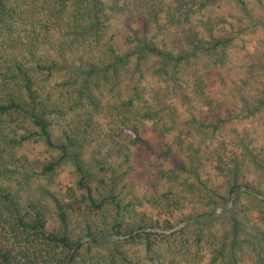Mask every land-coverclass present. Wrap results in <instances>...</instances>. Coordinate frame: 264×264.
Returning a JSON list of instances; mask_svg holds the SVG:
<instances>
[{
	"label": "rangeland",
	"instance_id": "1",
	"mask_svg": "<svg viewBox=\"0 0 264 264\" xmlns=\"http://www.w3.org/2000/svg\"><path fill=\"white\" fill-rule=\"evenodd\" d=\"M70 1L63 4L66 6L63 10L70 9ZM103 1L108 7L114 1L122 5L125 0ZM157 1L162 4L159 6L160 27L156 42L165 38L169 49L186 48L185 37L190 24L180 26L166 19L168 9L174 7L176 0ZM243 1L245 7L236 0H215L206 7L196 5L191 8L188 23L195 27L193 32H199L206 39L217 37L231 42L208 56L190 55L182 61L179 65L183 74L181 80L185 84L201 81L205 87L204 98L194 97L189 89L178 90L167 102L170 111L164 113V120L170 124L165 140L171 144L175 137L182 136L184 143L180 146L179 158L186 156L187 162L190 156L197 159L194 172L200 175L205 188L198 184L192 173L179 172L168 161L137 151L129 144L116 120L120 113L127 115L131 88L136 86L138 92L150 101L153 92L163 87L170 65L153 56L140 60L132 58L119 84L112 83V78L105 83L95 75L86 77L91 81L87 84L86 75L71 70H55L50 76L37 75L39 95L58 105L64 113V118L54 120L52 124L56 143L63 141V130L74 129L73 119L78 113L88 111L97 124L96 127L90 124L87 134L78 138V145L69 148L70 154H78L90 174L87 182L96 203L109 199L113 193L122 205H129L160 223L169 221L173 226L169 231H156L158 235L153 239V248L160 255L159 260L148 258L136 243L125 242L128 237L125 236L97 245L84 243L77 264H126L122 261L124 258L139 259L138 264H212V248L205 239L197 242L198 227L188 226L185 222L190 214L215 209L219 218L214 227L216 236L219 238L229 230L225 224L227 213L224 214L227 206L221 202L207 205V189L225 196L230 185L228 182L233 178L249 182L264 193V105L251 114L244 111L246 106L255 105L264 92V0ZM61 3L64 0H25L18 15L22 20L14 17L11 32L3 30L5 41L9 36L17 38L20 35L25 42V36L31 35L38 44L39 54L49 53L52 57L65 54L78 65H88V59L93 57L98 61V58H110L112 53L126 52L122 42L126 11L111 12L108 14L110 20L97 25L96 33L77 40L68 34L67 28H42L43 24L52 23L53 18L42 12L41 6ZM208 22L212 26L211 32L202 29V24ZM186 50L190 51V48ZM71 54L76 58H71ZM40 60L47 62L44 56H40ZM27 66L34 68L35 64L29 61ZM131 73L133 84L128 81ZM84 95L91 96L92 104L84 100ZM80 103L84 106H78ZM132 103L134 106L138 104L136 100ZM219 117L228 120L216 134L198 129L197 122L216 123ZM3 121L6 128L14 129L18 135L24 132L22 127L31 128L25 114L4 116ZM81 123H87L83 116ZM151 126L152 123H146L144 136L157 143L158 136ZM4 132L12 136L9 130ZM3 148L1 141V155H5ZM215 149L222 154V163L218 162L213 152ZM12 152L15 158L26 157L33 164L29 168L22 167V162H0V235L9 238L10 242L22 241L24 244L32 240L29 245L43 247L32 237L14 239L19 232L14 227V213L5 208L4 200L15 203L21 216L32 215V208L40 210L45 218V232L49 233L58 227L49 193H59L58 198L78 214L80 209L88 212L81 199L85 192L77 187V174L71 159L61 164L52 175L40 173L42 167L35 163L60 155L59 150L47 148L43 141H27ZM123 153L129 154L127 161ZM253 159L258 161L257 165ZM229 169L235 172L230 174ZM69 190L74 197L67 195ZM236 207L238 215L249 214L264 229V221L260 219L264 218V210L258 209L254 199L242 195ZM101 208L93 211L92 220L110 223L115 217L112 203L107 200ZM237 209H233L234 213ZM248 209L253 212L248 213ZM253 261L254 258L243 264H253Z\"/></svg>",
	"mask_w": 264,
	"mask_h": 264
},
{
	"label": "trees",
	"instance_id": "2",
	"mask_svg": "<svg viewBox=\"0 0 264 264\" xmlns=\"http://www.w3.org/2000/svg\"><path fill=\"white\" fill-rule=\"evenodd\" d=\"M70 0H64L60 5L41 6L42 12L52 17V23H45L42 28L56 30L58 28H67L69 35L75 39L88 37L91 33H96L97 25L110 20L108 14L116 11L124 13L122 37L123 46L127 50L124 53H112L110 58L99 59L96 57L88 59V65H78L71 61L69 56L58 55L52 57L49 53L39 54L38 44L31 36H25V42L21 36L17 38L9 36L5 41L3 30L11 32V26H14V17L19 19L20 8L25 0H0V142L4 144L3 153L0 154V162L6 160L22 162V167L32 168L33 162H29L26 157L15 158L12 152L16 147L30 140H41L49 149L60 151L58 157H53L46 162L35 163L42 167L43 175H52L56 169L67 159H71L77 174V187L83 190L82 204L85 205L86 211L79 210L76 214L71 211L72 207L58 198L59 193H49L51 197L56 216L58 227L52 232H45V218L40 210L32 208V215L21 216L20 209L10 200H4L5 208L14 213V227L19 232L14 239L21 237H32L40 242L43 247H34L32 240H27L24 244L22 241L10 242L9 238L0 235V264H77V258L84 243L97 245L114 237L128 236L125 242L132 241L141 246L144 253L151 260H159L160 255L154 250V237L157 236V230L169 231L173 228L169 221L160 223L159 220L148 217L143 213L136 212L135 209L124 206L111 193L109 199L96 203L92 195V190L88 185L89 172L83 167L78 154H70L69 148L75 147L79 143V137L85 136L91 129L90 124L97 126L93 121L91 113L88 111L78 113L74 129L62 131L63 141L56 143L54 140V129L52 124L54 120L64 118L63 111L58 105L46 99H43L38 93L39 83L37 75L44 74L50 76L52 71L64 70L74 71L81 76L90 78L95 75L105 83L112 78V83L119 84L120 78L124 75V69L131 62L132 58L140 60L145 56H153L160 59L166 65H170V70L166 74L164 85L158 91H154L150 101L138 92L137 87L131 88V99L127 103V115L120 113L116 115V120L121 131L129 139V144L146 154L154 155L168 161L175 170L183 173H192L200 186L205 188L204 181L196 170L195 163L197 159L194 156L179 158L180 146L184 143L181 135L174 138L173 143L169 144L165 140L166 135L170 132V124L164 120L165 111H170L167 104L178 90L189 89L191 94L196 98H204V86L201 81L195 83H186L181 80L182 70L180 64L190 55L202 54L210 55L216 49H223L226 44L231 42L230 39H219L217 37L203 38L199 32H193L195 27L188 23L189 12L193 6L199 8L206 7L215 0H176L174 7L168 9L167 20L172 23H178L180 26L190 24L187 29L188 35L185 37L186 48L169 49L165 38L155 40L159 33V16L161 10L160 3L157 0H125L122 5L118 1L111 2L108 7L103 0H72L70 1L68 11L65 4ZM84 1V4L81 2ZM238 4L245 7L243 0H236ZM59 6L60 8H56ZM33 15V13H31ZM66 17H63L64 15ZM202 29L211 32V23H203ZM9 40V42H7ZM190 48V51L186 50ZM40 56H44L47 62H42ZM74 57L73 54L70 55ZM31 59V60H28ZM34 62L35 66L28 67L27 62ZM133 74L131 73L128 81L133 84ZM85 79L88 84L91 81ZM84 100L91 103V96L84 95ZM187 98V97H186ZM137 101L136 106L133 101ZM204 102V101H203ZM264 105V92L262 97L257 99L253 106H246L244 111L247 114L257 112ZM78 106H84L80 103ZM207 106V103L205 104ZM25 114L29 120L30 129H25L20 135L12 128H6L3 117L12 115ZM82 116L87 123H81ZM228 119L217 118L216 123L197 122L199 130L212 135L216 134L221 126ZM152 123V131L157 134L158 142L153 143L144 136L146 123ZM9 130L10 136L4 130ZM12 145V146H11ZM121 150V149H120ZM127 150V149H126ZM123 152V151H122ZM214 154L218 162L222 163L221 153L215 149ZM126 161L129 154L123 153ZM257 165L258 161L253 159ZM257 162V163H256ZM236 166V165H234ZM228 172L233 174L235 171L229 169ZM227 193L222 196L215 193L212 189H207L205 193L207 205L218 204L227 207L224 214L227 213L226 222L227 232L221 237L216 236L214 230L218 217L215 209L199 214H190L185 222L188 226L195 225L198 227L197 242L205 239V242L212 248V264L220 262L221 264H243L244 261L255 259L258 264H264V229L249 214L238 215L236 207L242 195L254 199L257 202L258 209L264 210V193L260 192L251 183L231 178L228 182ZM69 197H74L72 191H68ZM109 200L115 212V217L109 223L108 221L92 220L93 211L101 210L104 202ZM230 206V207H228ZM233 209H237L234 213ZM9 211V212H10ZM248 213H252L248 209ZM10 213V214H11ZM263 214V213H262ZM127 215V216H126ZM80 218V219H79ZM264 221V218H260ZM100 222V223H99ZM139 240V241H138ZM138 241V242H136ZM126 264H138L139 259L124 258Z\"/></svg>",
	"mask_w": 264,
	"mask_h": 264
}]
</instances>
